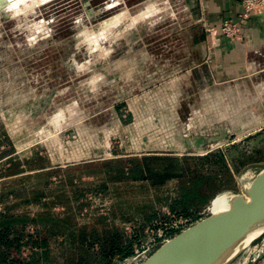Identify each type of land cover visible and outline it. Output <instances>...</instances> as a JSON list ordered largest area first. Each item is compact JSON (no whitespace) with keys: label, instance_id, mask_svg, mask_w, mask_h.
I'll use <instances>...</instances> for the list:
<instances>
[{"label":"rangeland","instance_id":"1","mask_svg":"<svg viewBox=\"0 0 264 264\" xmlns=\"http://www.w3.org/2000/svg\"><path fill=\"white\" fill-rule=\"evenodd\" d=\"M197 1L2 0L0 226L29 218L34 233L32 220L49 207L29 201L45 189L52 213L39 228L46 226L56 260L79 264L86 255L80 227L92 224L88 230L139 238L133 254L112 262L100 255L99 242L84 244L97 255L89 261L135 264L149 222L172 211L181 190L196 200L182 212L194 219L220 193L246 194L264 168V104L248 106L231 83L184 76L179 82L178 73L163 72L167 57L175 72L177 59L191 50L193 29L201 31L194 25ZM151 53L159 57L153 65ZM169 100L174 106H162ZM180 132L225 138L213 150L208 144L184 150ZM125 167L134 174L120 180ZM206 177L215 188L201 196ZM66 209L75 212L76 226L63 220ZM102 216L105 227L97 221ZM263 242L264 234L225 264H258Z\"/></svg>","mask_w":264,"mask_h":264},{"label":"crops","instance_id":"2","mask_svg":"<svg viewBox=\"0 0 264 264\" xmlns=\"http://www.w3.org/2000/svg\"><path fill=\"white\" fill-rule=\"evenodd\" d=\"M160 10L161 8L153 12ZM240 10L241 0H198L197 20L194 25H198L201 31H197V27L193 29L189 36L191 50L177 59V67L172 70L175 72L169 69L171 65L175 66L171 64L170 57L165 59L166 63L163 61L167 66V70L163 72L178 73L176 80L179 82L184 77H189L191 82L199 80L215 84L231 83L230 86L232 85L234 90L240 88L245 92L243 97H246L244 101H247L248 106L260 107L264 104V13L253 15L243 25L241 34L236 39L224 38L221 45L213 50L210 49L208 37L203 30L207 25H218L225 19H236ZM158 58V55L153 53L147 54V60L150 61L148 63L151 65ZM176 85L186 91L182 84ZM251 91L258 93L256 98L252 96ZM169 103L171 104L170 100L164 101L162 106L169 107ZM171 105L174 106L173 103ZM127 168L124 169L128 172ZM127 172L126 174L130 175V172ZM258 264H264V257Z\"/></svg>","mask_w":264,"mask_h":264},{"label":"water","instance_id":"3","mask_svg":"<svg viewBox=\"0 0 264 264\" xmlns=\"http://www.w3.org/2000/svg\"><path fill=\"white\" fill-rule=\"evenodd\" d=\"M177 138L184 150L200 151L225 137L205 134L189 137L180 132ZM246 194L248 199L239 196L231 210L212 214L178 234L145 264H225L231 251L243 245L245 249L264 234V168L247 186Z\"/></svg>","mask_w":264,"mask_h":264},{"label":"trees","instance_id":"4","mask_svg":"<svg viewBox=\"0 0 264 264\" xmlns=\"http://www.w3.org/2000/svg\"><path fill=\"white\" fill-rule=\"evenodd\" d=\"M15 164V163H14ZM45 164H41L39 167L33 169H44ZM120 180L130 179V176L134 174L131 172V175L127 176L124 168L120 169ZM211 179L206 177L204 183H201L199 194L202 196L205 194L207 189H214L215 183L210 182ZM103 190V189H102ZM101 191V190H100ZM99 189H96L94 193H99ZM181 196L178 199H175L170 204V208L173 212L177 214H182L192 208H194L196 204V200L190 198L188 191L184 189L181 190ZM85 196L84 193L80 194V197ZM50 196L46 193L45 189H40L38 194L29 202L42 203L49 207L44 212L38 214L39 218L33 219L32 223L35 224V232L30 233L28 231L27 219H21L17 224H3L0 226V264H75L72 262L60 263L53 256L50 235L48 230H46V226L44 229H40V223H44L46 218L42 217L45 214L52 213L51 205L53 204L51 201H46ZM215 198V197H214ZM213 198V199H214ZM207 202V201H204ZM202 202V203H204ZM87 203H80V208H83ZM198 208V207H197ZM63 220L66 221L69 227L76 226L73 221L76 219L75 212L71 210H65ZM154 218V217H152ZM107 217H99L97 221L102 224L104 227L106 226ZM49 221V220H48ZM47 225V223H45ZM91 225H85L80 227V241L84 250L86 251V255H81V261L79 264H94L92 260H96L95 252L89 247H84V244L93 243L97 241L100 243V255L109 257L110 262H112L113 257L116 255L121 256H129L133 254L132 244L139 238V235L134 237L128 236L124 232H120V234L108 236L109 231L104 230L102 232H98V229L95 227L91 230H88ZM27 239V241H24ZM27 250L29 253H27ZM90 254H93L92 257ZM92 257V260L89 261V257Z\"/></svg>","mask_w":264,"mask_h":264},{"label":"built area","instance_id":"5","mask_svg":"<svg viewBox=\"0 0 264 264\" xmlns=\"http://www.w3.org/2000/svg\"><path fill=\"white\" fill-rule=\"evenodd\" d=\"M264 13V0H241V10L236 19H225L218 25H207L208 42L210 49L219 47L224 38L234 40L241 34V29L253 15ZM214 146V145H213ZM211 147L213 150L215 147ZM211 150L206 149V153ZM211 214L210 206L198 213L197 219L188 215L176 214L168 211L166 215L153 219L148 224V232L145 242L140 245L143 252L134 256L135 264H145L152 255L162 246L169 243L178 234L183 233L194 226L198 219H203ZM258 245L255 247V249ZM264 255V242L257 258ZM264 257V256H263ZM255 258V260L257 259Z\"/></svg>","mask_w":264,"mask_h":264},{"label":"bare ground","instance_id":"6","mask_svg":"<svg viewBox=\"0 0 264 264\" xmlns=\"http://www.w3.org/2000/svg\"><path fill=\"white\" fill-rule=\"evenodd\" d=\"M2 0H0V8H1ZM152 11V10H150ZM107 22V21H106ZM104 24V23H103ZM108 24V23H107ZM101 27V25H100ZM91 40V39H90ZM239 195V194H238ZM246 199H248L247 194H243ZM239 196L237 195H229L228 193H220L212 200L210 205V210L212 214H220L225 211L231 210L235 204L236 199ZM245 245L241 246V248H237L236 250L231 251L227 256L225 261L232 257L233 255L237 254Z\"/></svg>","mask_w":264,"mask_h":264}]
</instances>
